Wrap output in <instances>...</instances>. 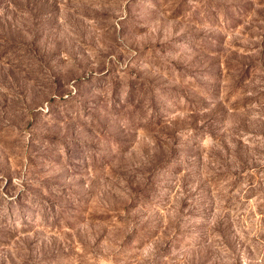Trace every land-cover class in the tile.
<instances>
[{"label":"rangeland","instance_id":"374dc122","mask_svg":"<svg viewBox=\"0 0 264 264\" xmlns=\"http://www.w3.org/2000/svg\"><path fill=\"white\" fill-rule=\"evenodd\" d=\"M0 264H264V0H0Z\"/></svg>","mask_w":264,"mask_h":264}]
</instances>
